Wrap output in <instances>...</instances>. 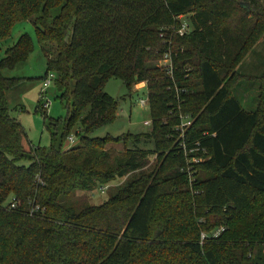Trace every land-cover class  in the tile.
<instances>
[{
  "label": "trees",
  "instance_id": "16d2710c",
  "mask_svg": "<svg viewBox=\"0 0 264 264\" xmlns=\"http://www.w3.org/2000/svg\"><path fill=\"white\" fill-rule=\"evenodd\" d=\"M25 21L65 117L48 118L39 99L45 149L10 117L5 94L22 79L2 72L32 51L21 35L0 57V264H264V93L253 111L233 96L264 35L258 0H0V42ZM167 54L171 77L157 67ZM110 78L128 93L145 84L149 133L90 137L115 119ZM257 80L262 93L264 72ZM179 115L192 121L187 149L207 152L191 183ZM142 139L152 151L135 148ZM124 178L99 205L84 195Z\"/></svg>",
  "mask_w": 264,
  "mask_h": 264
},
{
  "label": "rangeland",
  "instance_id": "374dc122",
  "mask_svg": "<svg viewBox=\"0 0 264 264\" xmlns=\"http://www.w3.org/2000/svg\"><path fill=\"white\" fill-rule=\"evenodd\" d=\"M258 2L264 8V0H258ZM185 20L186 18H183L182 21ZM21 35H27L30 38L32 51L24 62L18 64L11 71L4 70L2 72L5 78L22 79L16 86L6 91V104L10 117L21 125L31 145L38 149H45L49 146V134L44 129V115L38 109V101L45 79L43 77L46 71V60L37 43L34 27L29 21L16 23L12 27L10 36L0 42V57L3 51L12 46ZM238 66L239 69L236 72L243 74L241 76L244 79L238 82L239 84L233 92V96L239 101L244 110L253 111L259 96L264 93L263 89H260L262 92L260 93L259 84L261 82L257 80L264 72V35L256 41L253 49L248 52ZM142 86H145V84L135 85L128 93L120 80L115 78L108 79L103 87V92L116 102L115 119L112 123L95 130L90 134V137L117 139L124 136L136 137L149 133L150 127L144 125L145 122L149 123L148 107L147 105L141 107L139 104L140 101L145 102L147 98L146 89ZM57 95L58 93L53 84H50L45 94H43V100L50 102L46 115L53 120H61L65 117V111L62 109ZM70 137H73L74 140L76 139L73 133ZM76 145L77 142L75 140L72 146L75 147ZM122 147L121 144L111 143L107 145V148L120 151ZM126 147L132 149L134 145L128 141ZM67 148L69 146L65 142L63 149ZM135 148L143 151H152L153 143L150 140L142 139ZM124 180L125 178L119 179L105 185L106 191L104 194H99L97 192L98 187H95L91 192L84 195L92 205H99Z\"/></svg>",
  "mask_w": 264,
  "mask_h": 264
},
{
  "label": "built area",
  "instance_id": "2783aa9c",
  "mask_svg": "<svg viewBox=\"0 0 264 264\" xmlns=\"http://www.w3.org/2000/svg\"><path fill=\"white\" fill-rule=\"evenodd\" d=\"M183 18L184 17H178V21L180 23V27L176 31L178 36H183V35H185V34H187L189 32L188 23H187L186 20L182 21ZM157 67L162 68L164 70L165 74L168 77L172 76V64H171V60H170V57H169L168 54L165 55L162 58V60L157 63ZM53 78H54L53 74L50 73V74L47 75V77L44 79V82L42 84V89H41L40 94H39V96H40L39 99L41 101V108L44 111L48 110V108L50 107V102L43 100V97H44L43 94H45L46 89L50 86V84H52ZM142 87H144V86H142ZM139 104H140L141 107H144L145 105H147V107H148L147 98H146L145 102L144 101H140ZM178 120H179V123H178V126L176 127V132H177V135H178V139H181L182 142H183V143L180 144V147L182 148L185 157L190 156V158L187 157L186 168L183 171L187 172L188 180L191 183L192 180H193L192 179L193 175H194V172L192 171L193 165H196V164L204 161L206 159L207 152H206V150L204 148H200L199 147L198 142L191 143V147L189 149H187V146H186V144L184 143L183 140L185 138H187V132L191 128L192 121L186 115H179L178 116ZM144 125L150 127V121H149V123L145 122ZM75 140H74L73 137H69L67 139V144H68L69 148L73 147L72 145H74ZM105 191H106V186L99 187L98 190H97V192H99V194H104ZM9 208L10 209H14L15 208V204L14 203L10 204ZM32 212H34V213L39 212V209L37 207H34V208L31 209L30 213H32ZM222 231H223V228H220V229L214 231L213 233H211L209 236L201 235L200 236V240L203 242L206 238L215 239V238H217V236Z\"/></svg>",
  "mask_w": 264,
  "mask_h": 264
},
{
  "label": "crops",
  "instance_id": "0c3cea01",
  "mask_svg": "<svg viewBox=\"0 0 264 264\" xmlns=\"http://www.w3.org/2000/svg\"><path fill=\"white\" fill-rule=\"evenodd\" d=\"M239 69V66L237 67V69L236 70H238ZM240 74V73H239ZM240 75H242L243 76V74H240ZM41 91V90H40ZM256 104V103H255Z\"/></svg>",
  "mask_w": 264,
  "mask_h": 264
}]
</instances>
